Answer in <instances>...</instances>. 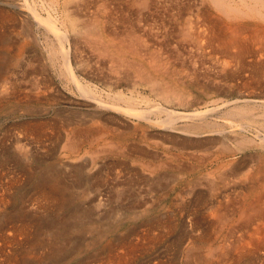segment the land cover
Instances as JSON below:
<instances>
[{"label": "rangeland", "instance_id": "rangeland-1", "mask_svg": "<svg viewBox=\"0 0 264 264\" xmlns=\"http://www.w3.org/2000/svg\"><path fill=\"white\" fill-rule=\"evenodd\" d=\"M22 1L23 0H0V13L3 14L0 15L2 19L0 20V29L3 31H0L2 32V38H4V40H0V56L10 61L7 62L8 65L6 64L8 68L4 66L0 71V236L3 235L6 238H3V236L0 237V264H23L22 261L24 262L26 257L27 261L24 262V264L194 263L190 256L188 258L186 256L187 247L190 246L187 237H189V235H197L200 231V225L195 227L194 224L192 225L191 219L196 215L198 217L201 215L202 202L200 203V201L202 198L201 195L204 194L203 192L205 191V183L219 181V176L223 174V172L228 174V178L235 179L237 176H242L247 168L255 167V169H257L260 166L262 167V165L264 166L263 143H256L254 145L248 144L245 146L241 145L240 147L237 145V136H239V134H247V137H251L257 132L260 133V131H264V107L260 106L259 103H261V101H257V93L260 92L257 89L258 87L255 86V89L253 83H250V85L248 83L246 85L245 83L243 84L241 78H234L231 80V77L227 76L228 73L225 74V72L240 68L238 63H231L232 61H230L231 64L228 62L230 66L229 64L226 65L227 59L229 61L227 53H222L220 50L216 51V48L213 50L209 48V50H204V47H202L197 50V41L194 38H188V40L185 41L179 38L177 31H179L178 29L185 19L184 23L187 21L186 24H189V26H191L193 22H196V24L202 22V15L199 13L200 6L201 8L206 5L208 7L207 1L146 0V7L142 9L138 3L140 0H42L43 3H41V0H28V2L33 3L32 5L34 7L40 9L42 13H46L45 10L50 11L56 19H60V17L63 18V13L67 14V19H70L74 24H78L79 30H82L87 23L92 25L94 21L92 18H97V21H99L97 22L95 20L98 24L93 23L96 27L98 26L97 29H99L100 25H103V23L106 24V26L109 25V30L113 29L116 31V37L119 36L121 31L124 32L123 30H125L124 28L127 27V25L132 23L136 24L139 21V23H148V25L153 23L154 26H158L159 36L161 34V38L163 36L166 37H163L165 39L161 40L166 41L169 39L166 41L169 46L166 45L167 47H164L166 50L162 48L161 51H159L157 50L158 46L155 41V44L149 45L150 48H139V52L142 54L139 53V59L135 58L136 62L132 61L133 58L131 56L127 58L126 56L123 57L124 59H129L128 61L133 63L132 67L134 65V68H132L130 64L120 67L114 66V64L119 63L120 59H110L103 54H99L102 58L98 57L97 54L100 52L97 53L96 50H93L91 53L89 51L90 49L84 46H81V52L79 50L76 53L77 58L81 59L80 65L79 62L76 64L79 67L77 76H79L81 80H85L91 87L93 85L94 87H92V89H94L96 93H100L99 95L102 98H109L119 106H131L132 104V106L138 109H145L144 112H147L145 114L149 121L135 115H129L122 111L120 112L116 109L113 110L108 107L101 108L95 101H91L87 99L85 95L79 94L78 90L71 85L72 83H70L66 75H64V71L60 66L61 61L59 55L50 56L47 52L46 40H43V35L40 33V30L38 31L33 24L30 26L28 22L31 21L30 19L26 20V22L23 20L22 12L19 11V8L16 6V3L24 5V1ZM99 1L102 4L105 3L104 5L106 6L103 8ZM107 2L110 4L107 5ZM199 2L200 4H198ZM120 3L121 5H119ZM195 4H198L199 11L194 9ZM136 7L142 10L137 11L138 9ZM107 8L109 11L106 10ZM110 8L112 12L113 10L115 12H110ZM175 9H178V14H174L176 12ZM209 9L211 10L210 7ZM106 11L115 16L112 15L113 17H109ZM148 11L152 12V14ZM137 13L139 15H137ZM20 15H22V18ZM93 15H95V17ZM102 15H106L108 18ZM187 16L189 17L187 18ZM139 18L141 20H139ZM198 18H200V22H198L199 20H195ZM165 21L167 23H165ZM163 25L166 26L163 27ZM164 28L165 33L163 30ZM31 29L33 30L31 31ZM160 31H162V33ZM32 34L39 35V37H41V40H39L40 42L35 41ZM52 36L53 35L49 36L51 40ZM142 37L143 36H141V38ZM119 38L121 37H118V39ZM143 38H145L146 42L154 40L146 36ZM193 39L194 42H192ZM52 43L56 44L54 37ZM176 45L180 46L177 47ZM171 46L173 47L171 48ZM248 46L254 52V58L252 59H258L257 52L259 53V51H261L264 53V48L261 49L262 45L260 48H255L256 45L253 46L252 43H248ZM85 49L88 50L84 51ZM148 49H151L150 52H148L149 54H145L144 51L146 50L147 52L149 51ZM174 49L176 50L174 51ZM44 50L46 51L44 52ZM175 52H177V56ZM40 53L43 55L42 58H40L41 60H38ZM158 54L161 56L159 57ZM84 55L87 58L83 57ZM145 55H149L147 57L149 66H147ZM155 55L159 58L163 56L162 59H164H161V62L163 61L162 64H166L165 66L163 64V68H160L162 67L159 65L161 64L160 60H155ZM47 56L48 58H46ZM56 56L59 58H56ZM149 57H152V60ZM193 57L195 59H193ZM51 58L54 61V65L51 64L49 60ZM173 58L177 59L173 60ZM106 59L109 60V62ZM149 59L151 62H149ZM247 59L250 60L248 57L246 60ZM110 62H113L112 64L114 67ZM17 63L20 67H23H18V65H16ZM38 63L42 64L40 67H37V71L29 72V67L36 66ZM150 63L155 65V67L153 66L154 69L150 67ZM141 64L145 68V70H143L144 73L140 72L143 69ZM99 65L102 66L104 70H110L112 74L108 73L110 75H108L109 80L106 78H101L100 80L98 78L97 75L99 74H97V71ZM201 65L206 67L203 68ZM208 65H211V67H208ZM137 66L140 68H136ZM4 69L6 71H4ZM137 69H139L140 75H144L145 71L147 72V70L151 69L150 76L153 75L152 77L154 80L157 78L155 81L158 83V86L152 89L149 87L151 85L150 82L143 83L140 81V75H138ZM164 69L165 72L163 71ZM122 70H124V72H122ZM215 71L216 73H214ZM115 72H120V75L122 74L121 80L119 81V79H117L119 81L118 83L115 82ZM245 73L242 74L245 75ZM3 78H5L6 81H4L5 79ZM115 83L117 85L116 87L114 86ZM168 84L170 86H168ZM215 86H218L219 91L212 90ZM178 92L182 95L181 97L177 95ZM122 93L124 96L121 97L120 95H122ZM116 94L119 95V97ZM128 94L132 95L134 101L127 100L129 99L126 98L129 96ZM147 96L149 98H147ZM244 96H249L254 100L245 101L243 99ZM224 100L228 101L224 102ZM160 105L179 112L203 110L208 107L209 109L212 108L216 111H214V118L212 117L209 122L214 124L213 128L215 125H218L212 129V127H207L205 121L202 119H197V122L196 119H181L179 117L178 119L174 116V121L172 120V123L177 126H182L183 128L180 130V128L174 129L164 127L160 123H156L157 119H166L168 116L165 111L158 108ZM237 107L241 108L246 113H239ZM245 108H247L249 112H247ZM241 115L243 117H241ZM245 118H251L252 122L251 120L246 121ZM253 119L256 122H254ZM230 120L238 124H243V129H238V126H235L233 127L234 132H229V124L226 121ZM241 121L243 122L240 123ZM168 125L170 124L168 123ZM194 126H197V128ZM224 127L225 129H223ZM193 128H196V132L191 131ZM101 134L102 136H100ZM173 136L174 138H172ZM73 137H75L74 139H81V145L77 148L76 152L71 150L72 148H70V145L68 146L69 143L71 144ZM223 137L226 139L224 140L226 145L229 146L231 144L227 147L228 151H224L221 147V139ZM68 140H70V142ZM208 151L209 153H207ZM199 156L200 158H198ZM147 159L149 161H147ZM143 161L147 164L149 162L151 163L147 165ZM221 162H228V165L224 166L225 169H223V166H218ZM234 168L236 173H230V170ZM261 169H264V167ZM51 176H53L52 178L60 185L63 186V184H65L63 187L66 188L63 190L62 194L66 196L62 195V197L64 198L70 195L65 198L66 204L64 206L58 205L55 200L58 196L48 191V187L41 183L42 179ZM49 193L52 194L49 195ZM80 213L82 215H80ZM62 222L65 223L64 226ZM195 228L196 230H194ZM20 229L21 231H19ZM53 230L54 232H52ZM59 230H64V234L62 233L60 237L53 239V237L55 238L54 235L57 234L56 231ZM43 231L45 232L43 233ZM4 233L10 238H7ZM56 236H58V234ZM6 240H8V242Z\"/></svg>", "mask_w": 264, "mask_h": 264}, {"label": "bare ground", "instance_id": "bare-ground-1", "mask_svg": "<svg viewBox=\"0 0 264 264\" xmlns=\"http://www.w3.org/2000/svg\"><path fill=\"white\" fill-rule=\"evenodd\" d=\"M24 1V5L23 4H17L16 6L17 8H19V11L22 12L23 15V20H31L28 21L31 24H33L36 29L39 31L40 33L43 35V40H46V47H47V52L50 54V56L53 55H59L60 57V61H61V67L62 70L64 71V75H66V78L68 79V81L70 83H72L71 85H73L76 90H78L79 94L85 95V97H87V99L91 100V101H95L99 106L104 107H108L111 109H116L118 111H122L126 114L129 115H135L137 117H141L143 119H147V115L144 112L143 109H138L134 106H119L117 105V103L115 104L113 102V100H110L109 98H102L99 94L100 93H96L94 91V89H92V87H94L92 85V87L85 82V80H81L79 78V76H77V71H79V67L76 65L77 62H81V59H78L76 56V53L84 46L87 47L88 49H90L89 51L92 53V51L96 50L98 57L99 54H103L104 56L109 57L110 59H114V60H119V63L114 64V66H122V65H127L130 64V66L132 67L131 62H129L127 59H124L123 57L126 56V58L128 56H131L133 58V62L135 61V58L139 57V48L143 47V48H150L149 45H153V43L155 44L156 41V45L158 46L159 51H161V49H165L164 47L166 45H168V42L161 40V39H165V38H161L160 36H162L160 34L159 36V27L158 26H154L153 23H150L148 25V23H136V24H130L127 25V27H125L123 30L124 32L121 31V35L119 34L118 37H121L118 39V37H116V31L115 30H109V25L106 26V24L103 23V25H100V28H98V26L96 27L95 24L96 21L98 20L97 18H92L94 19V21L92 22V25L89 23L85 24L84 28H82V30H79L78 28V24H74L72 23V21H70V19L68 20V15L63 13V18L60 17L56 19V17L53 16V14L48 11L45 10L46 13H42L40 11V9L34 7L32 4V2H28V0H23ZM22 1V2H23ZM45 1V0H44ZM83 1V0H81ZM80 1V2H81ZM101 1V0H100ZM99 1V3L103 6L105 3H101ZM111 1V0H109ZM133 1V0H132ZM168 1V0H166ZM202 1H207L208 7L206 6H200V14L202 15V22H200V18L195 19V20H199L197 23L193 22V24L195 25H191L189 26V24H186V22L183 24H181V27H177L179 28L177 31L179 38H181V40L185 41L188 40V38H194L197 43H196V48L197 50H199V48L204 47V50H213L214 48H216L218 50H220L222 53H227L228 57H229V61L227 59V64L228 65L230 63V61L236 62V64L238 63V66H240V68L238 69H234V70H230L228 72H225V74L228 73V77H231V80L234 78H241L243 84L245 83V85L248 83L250 85V83L254 84V88L256 89V87H258L257 89L260 91L257 93L258 95V100L257 101H261L260 106L264 107V53L259 51V53L257 52L258 55V59H252L254 58V52L252 51V49L248 46V43H252L253 46L256 45L255 48H260L261 45V49L264 48V0H202ZM72 2V1H71ZM85 2V1H84ZM119 2V1H117ZM135 2V1H134ZM177 2V1H176ZM180 2V1H179ZM192 2V1H191ZM198 2V1H197ZM14 3V2H13ZM40 3V2H39ZM38 3V5H39ZM41 3L42 0H41ZM57 3V2H56ZM88 3V2H87ZM139 6L143 9V7H146V0H140L139 2ZM153 3V1H152ZM158 3V2H156ZM166 3V2H165ZM181 3V2H180ZM48 4V2H47ZM63 4V3H62ZM68 4V3H67ZM80 4V3H79ZM98 4V5H100ZM110 3L107 2V5H109ZM136 4V3H135ZM160 4V3H158ZM176 4V3H175ZM200 4V2L198 3ZM198 4H195V10H198ZM37 5V6H38ZM42 5V4H41ZM51 5V4H50ZM96 5V4H95ZM100 5V6H101ZM121 5V3L119 4ZM137 5V4H136ZM145 5V6H144ZM164 5V4H163ZM177 5V4H176ZM181 5V4H179ZM185 5V4H184ZM183 5V6H184ZM197 5V6H196ZM202 5V3H201ZM44 6V5H43ZM47 6V5H46ZM54 6V5H53ZM58 6V5H57ZM76 6V4H75ZM111 6V5H110ZM156 6V4H155ZM189 6V5H188ZM192 6V5H190ZM42 7V6H41ZM99 7V6H96ZM109 7V6H108ZM112 7V6H111ZM127 7V6H126ZM148 7V6H147ZM173 7V6H172ZM209 7L211 8V10L209 9ZM5 8V6H4ZM16 8V9H17ZM44 8V7H43ZM48 8V7H47ZM81 8V7H78ZM84 8V7H83ZM102 8V9H103ZM116 8H117V4H116ZM132 8V7H130ZM137 8V7H136ZM178 8V7H177ZM181 8V7H180ZM13 9V8H12ZM59 9V8H58ZM85 9V8H84ZM100 9V8H99ZM125 9V7H124ZM138 9V8H137ZM141 9V10H142ZM145 9V8H144ZM156 9V8H155ZM179 9V8H178ZM178 9L176 10V12L174 14H178ZM184 9V8H182ZM191 9V8H190ZM78 10V9H77ZM97 10V9H96ZM107 11L108 8L106 9ZM111 10V8H110ZM118 10V8H117ZM136 10V9H135ZM140 9H138L137 11H139ZM140 10V11H141ZM174 10V9H173ZM213 10V12H212ZM3 11V10H2ZM43 11V12H45ZM53 11V10H52ZM88 11V10H87ZM106 11V12H107ZM124 11V10H123ZM134 11V10H133ZM157 11V10H156ZM163 11V10H162ZM181 11V10H180ZM190 11V10H189ZM188 11V12H189ZM199 11V10H198ZM196 11V12H198ZM57 12V11H56ZM96 12V11H95ZM105 12V11H104ZM112 12V10L110 11ZM113 12H115L113 10ZM112 12V13H113ZM125 12V11H124ZM123 12V13H124ZM149 12V11H148ZM9 13V11H8ZM20 13V12H19ZM61 13V12H60ZM122 13V14H123ZM152 14V12H149ZM184 13V12H183ZM191 13V12H190ZM194 13V12H192ZM2 13H0L1 15ZM7 14V13H6ZM13 14V13H11ZM21 14V13H20ZM59 14V13H58ZM106 14V13H105ZM107 14L110 16L111 13L109 14L107 12ZM145 14V13H144ZM168 14V13H167ZM3 15V14H2ZM17 15V14H16ZM19 15V14H18ZM22 15L21 18H22ZM136 15V14H135ZM137 15H139L137 13ZM172 15V14H171ZM182 15V14H181ZM190 15V14H188ZM8 16V15H7ZM12 16V15H11ZM57 16V17H58ZM95 17V15H93ZM103 16V15H102ZM106 16V15H105ZM103 16V17H105ZM115 16V15H113ZM112 16V17H113ZM117 16V15H116ZM142 16V14H141ZM178 16V15H177ZM198 16V14H197ZM10 17V16H9ZM8 17V18H9ZM13 17V16H12ZM108 18V16H106ZM118 17V16H117ZM120 17V16H119ZM126 17V16H125ZM135 17V16H134ZM162 17V16H160ZM184 17V16H183ZM189 16H187L188 18ZM137 18V17H136ZM195 18V17H194ZM197 18V17H196ZM11 19V18H10ZM91 19V18H90ZM0 20H2L0 18ZM8 20V19H6ZM5 20V21H6ZM96 20V21H95ZM104 20V19H103ZM125 20V19H124ZM139 20H141L139 18ZM148 20V19H147ZM154 20V19H153ZM168 20V19H167ZM120 21V20H119ZM127 21V19H126ZM125 21V22H126ZM131 21V19H130ZM192 21V20H190ZM82 22V21H81ZM84 22V21H83ZM89 22V21H88ZM99 22V21H97ZM104 22V21H103ZM112 22V20H111ZM128 22V21H127ZM135 22V21H134ZM142 22V21H141ZM161 22V20H160ZM163 22V21H162ZM173 22V21H172ZM189 22V21H188ZM22 23V22H21ZM165 23H167L165 21ZM15 24V23H14ZM23 24V23H22ZM98 24V23H96ZM110 24V23H109ZM153 26H152V25ZM162 24V23H161ZM180 24V23H179ZM191 24V23H190ZM20 25V24H18ZM29 25V24H28ZM84 25V24H83ZM123 25V24H122ZM158 25V24H157ZM1 26V25H0ZM114 26V25H113ZM112 26V28H113ZM117 26V25H116ZM161 26V25H160ZM166 25H163V27ZM107 27V28H106ZM168 27V26H167ZM175 27V26H174ZM123 28V27H122ZM173 28V27H172ZM111 29V28H110ZM1 30V29H0ZM33 29H31L32 31ZM121 30V28H120ZM164 33H165V28L163 29ZM162 30V31H163ZM3 31V30H1ZM0 31V40L4 38H2V32ZM27 31V30H26ZM162 31H160L162 33ZM28 32V31H27ZM168 32V31H167ZM169 34V33H168ZM50 35L52 36V40L49 38ZM113 35V36H112ZM141 36L143 37H148L149 39H154L150 42H146L145 38H141ZM159 36V37H158ZM28 37V36H27ZM32 37L35 41H39L41 40L39 37V35L37 34H32ZM53 37L54 40L56 42V44H53ZM79 37V38H77ZM175 37V36H174ZM146 38V39H148ZM159 38V39H158ZM50 39V40H47ZM116 39V40H115ZM118 39V40H117ZM194 39L192 42H194ZM6 41V40H5ZM191 41V40H190ZM40 42V41H39ZM171 42V41H170ZM169 42V43H170ZM180 42V41H179ZM5 43V42H3ZM173 43V42H172ZM171 43V44H172ZM183 43V42H182ZM181 43V44H182ZM84 44V45H83ZM175 44V43H174ZM178 44V43H177ZM192 44V43H191ZM155 45V46H156ZM188 45V44H187ZM203 45V46H201ZM40 46V45H39ZM82 46V47H81ZM163 46V47H162ZM169 46V45H168ZM177 46V45H176ZM180 45H178L177 47H179ZM43 47V46H42ZM153 47V46H152ZM167 47V46H166ZM173 46H171L172 48ZM188 47V46H187ZM192 47V46H191ZM186 48V47H184ZM193 48V47H192ZM206 48V49H205ZM209 48V49H208ZM46 49V48H44ZM87 49V50H88ZM92 49V50H91ZM182 49V48H181ZM254 49V48H253ZM82 50V49H81ZM80 50V52H81ZM86 49L84 51H87ZM144 50V49H143ZM149 50V49H148ZM151 50V49H150ZM146 50L144 51L145 54H149L148 52H150ZM154 50V49H153ZM166 50V49H165ZM171 50V49H170ZM176 49H174L175 51ZM178 50V49H177ZM184 50V49H183ZM190 50V49H189ZM202 50V49H201ZM255 50V49H254ZM264 50V49H263ZM42 51V50H41ZM46 50H44L45 52ZM155 51V50H154ZM153 51V52H154ZM158 51V52H159ZM172 52V51H170ZM213 52V51H212ZM47 53V54H48ZM156 53V52H154ZM176 56H177V52ZM206 53V51H205ZM218 53V52H217ZM48 54V55H49ZM87 54V53H86ZM142 54V53H140ZM153 54V53H152ZM151 54V55H152ZM161 54V53H160ZM188 54V53H187ZM193 54V53H192ZM199 54V53H198ZM42 53H40L39 59L37 57L38 60H41L40 58H42ZM92 55V54H91ZM102 55V56H103ZM157 55V54H156ZM155 55V57H156ZM159 55V54H158ZM169 55V54H168ZM222 55V54H221ZM226 55V54H225ZM94 56V55H93ZM144 56V54H143ZM142 56V57H143ZM149 56V55H148ZM145 55V59L147 60L146 63L148 62V59ZM153 56V55H152ZM161 55H159L160 57ZM172 56V55H171ZM182 56V55H181ZM194 56V55H193ZM220 56V55H219ZM33 57V56H32ZM58 56H56L57 58ZM58 57V58H59ZM85 57V55L83 56ZM158 56L156 57V61L160 60L161 62V58H159ZM183 57V56H182ZM185 57V56H184ZM188 57V55H187ZM224 57V56H223ZM226 57V56H225ZM250 58L246 60V58ZM48 58V56L46 57ZM54 58V57H53ZM55 58V60H56ZM87 58V57H85ZM91 58V57H90ZM96 58V55H95ZM102 58V57H101ZM150 58V57H149ZM159 58V59H158ZM178 58V57H177ZM177 58H173V60L177 59ZM11 59V58H10ZM84 59V58H83ZM94 59V58H93ZM97 59V58H96ZM100 59V58H99ZM139 59V58H138ZM152 60V57L150 58ZM149 59V62H151ZM164 59V58H163ZM162 59V60H163ZM166 59V57H165ZM169 59V58H168ZM180 59V58H179ZM193 59H195L193 57ZM199 59V58H197ZM14 60V59H12ZM51 64L54 65V61L53 59H49ZM48 60V61H49ZM92 60V58H91ZM107 60V59H106ZM105 60V61H106ZM144 60V59H143ZM167 60V59H166ZM183 60V59H182ZM207 60V59H206ZM223 60V59H222ZM20 61V60H19ZM102 61V59H101ZM109 62V60H107ZM145 61V60H144ZM180 61V60H179ZM192 61V60H191ZM7 62H10L9 59L7 60V58H3L2 56H0V71L2 68H4V66H6L8 68V64ZM49 62V63H50ZM103 62V61H102ZM139 62V61H138ZM153 62L155 63V61L153 60ZM158 62V63H160ZM163 62V61H162ZM159 64L163 68V64ZM178 62V61H177ZM222 62V61H221ZM229 62V63H228ZM30 63V61H29ZM28 63V64H29ZM111 63V62H110ZM113 63V62H112ZM111 63V65L113 66V64ZM191 63V62H190ZM216 63V62H215ZM230 63V64H231ZM7 64V65H6ZM27 64V65H28ZM42 63H38L36 66H30L29 67V72H36L37 71V67H40ZM148 64V63H147ZM151 64V63H150ZM185 64V63H184ZM229 64V66H230ZM12 65V64H11ZM16 65H18V67H20V65L17 63ZM98 65V64H97ZM110 65V66H111ZM137 65V63H136ZM142 65V64H141ZM166 64H164L165 66ZM183 65V64H182ZM187 65V63H186ZM214 65V64H212ZM222 65V64H221ZM29 66V65H28ZM92 66V65H90ZM104 66V64H103ZM113 66V67H114ZM140 66V65H139ZM139 66H137L136 68H138ZM149 66V64L147 65ZM155 67V65L151 64L150 67ZM193 66V65H192ZM204 67V65H201ZM218 66V65H217ZM5 67V69H6ZM23 67V66H22ZM20 67V68H22ZM58 67V66H57ZM86 67V66H85ZM98 73L99 75L98 78L101 80V78H106L108 79V73H111L110 70H104L102 68V66H98ZM116 67V68H117ZM141 67V66H140ZM139 67V68H140ZM153 67V69H154ZM158 67V64H157ZM200 67V66H199ZM208 67H211V65ZM224 67V66H223ZM228 67V66H227ZM237 67V66H236ZM114 68V69H116ZM134 68V65L133 67ZM142 70L140 71L141 73H144L143 70H145V68L142 65ZM219 68V66H218ZM225 68V67H224ZM222 68V69H224ZM4 69V71H6ZM19 69V68H18ZM60 69V68H59ZM112 69V68H110ZM152 69V70H153ZM156 69V68H155ZM207 69V68H206ZM213 69V68H212ZM96 70V68H95ZM125 70V67H124ZM124 70H122V72H124ZM138 70V72H137ZM136 72L139 74V69H137ZM160 70V69H159ZM196 70V69H194ZM199 70V68H198ZM210 70V68H209ZM225 70V69H224ZM246 70V71H244ZM89 71V70H88ZM126 71V70H125ZM155 71V70H153ZM165 72V69L163 70ZM203 71V70H202ZM220 71V70H219ZM26 72V71H25ZM121 72V70H120ZM119 73H116L114 75H116V80L115 82L118 83L121 78H122V74L120 75ZM135 72V73H136ZM150 72L151 69L147 70V72L145 71L144 75H140V81H142L143 83H151V85L149 86L150 88L154 89L155 86H158V83L153 79V75L150 76ZM160 72V71H159ZM174 72V71H172ZM171 72V73H172ZM205 72V71H204ZM222 72V71H221ZM220 72V73H221ZM246 72V73H245ZM15 73V72H14ZM62 73V72H61ZM199 73V72H198ZM216 73V71L214 72ZM242 73H245L242 74ZM3 74V73H2ZM22 74V73H21ZM112 74V73H111ZM184 74V73H183ZM202 74V72H201ZM198 75V74H197ZM94 76V75H93ZM107 76V77H106ZM110 76V75H109ZM201 76V75H198ZM204 76V75H203ZM217 76V75H216ZM215 76V77H216ZM221 76V75H220ZM226 76V75H225ZM226 76V77H227ZM138 77V78H139ZM161 77V76H160ZM189 77V76H188ZM205 77V76H204ZM110 78V77H109ZM159 78V77H158ZM171 78V77H170ZM202 78V77H201ZM211 78V77H210ZM224 78V77H223ZM5 79V78H3ZM15 79V78H14ZM36 79V78H35ZM113 79V78H112ZM111 79V80H112ZM119 79V81L117 80ZM136 79V77H135ZM163 79V77H162ZM198 79V78H197ZM230 79V78H229ZM34 80V79H33ZM38 80V79H37ZM174 80V79H173ZM207 80V79H206ZM6 81V79L4 80ZM9 81V80H8ZM91 81V80H90ZM172 81V80H171ZM208 81V80H207ZM215 81V80H212ZM237 81V80H236ZM16 82V81H15ZM211 82V81H210ZM209 82V83H210ZM217 82V81H216ZM220 82V81H219ZM44 83V82H43ZM42 83V84H43ZM115 83V87L117 86ZM163 83V81H162ZM175 83V82H173ZM190 83V82H189ZM194 83V82H193ZM206 83V82H205ZM208 83V84H209ZM32 84V83H31ZM167 84V83H166ZM217 84V83H216ZM242 84V85H243ZM185 85V84H184ZM213 85V83H212ZM215 85V84H214ZM219 85V84H218ZM239 85V84H238ZM5 86V85H4ZM30 86V85H29ZM168 86H170L168 84ZM173 86V85H172ZM256 86V87H255ZM8 87V86H7ZM246 87V86H245ZM1 88V87H0ZM160 88V87H159ZM157 88V89H159ZM177 88V87H176ZM237 88V87H236ZM4 89V88H2ZM10 89V88H9ZM37 89V88H35ZM102 89V88H101ZM164 89V88H163ZM168 89V88H167ZM6 90V89H5ZM213 91H219L218 86H215L213 89ZM8 91V90H7ZM6 91V92H7ZM5 92V93H6ZM77 92V91H76ZM122 92V91H121ZM119 92V93H121ZM135 92V91H134ZM153 92V91H152ZM164 92V91H163ZM172 92V91H171ZM118 93V94H119ZM146 93V92H145ZM26 94V93H25ZM167 94V93H166ZM170 94V93H169ZM176 94V93H174ZM241 94V93H240ZM102 95V93H101ZM117 95V94H116ZM129 95V94H128ZM177 95L179 97H181L182 95L179 94V92L177 93ZM244 95V94H243ZM249 95V94H248ZM3 96V94H2ZM81 96V95H80ZM119 97V95H117ZM121 97L124 96V94L122 93V95H120ZM168 96V95H167ZM234 96V95H233ZM141 97V96H140ZM84 98V97H83ZM129 98L127 100H131L134 101L132 95H129ZM136 98V97H135ZM147 98H149L147 96ZM152 98V97H151ZM165 98V97H164ZM176 98V97H175ZM255 98V97H254ZM115 99V98H114ZM121 99V98H120ZM142 99V98H141ZM243 99L245 101H252L254 99H251V97L249 96H244ZM260 99V100H259ZM136 100V99H135ZM140 100V99H139ZM146 100V99H145ZM152 100V99H151ZM235 100V99H234ZM237 100V98H236ZM235 100V101H236ZM240 100V99H239ZM112 101V102H111ZM115 101V100H114ZM126 101V100H125ZM228 101V100H226ZM224 100V102H226ZM130 102V101H128ZM140 102V101H139ZM153 102V101H152ZM158 102V101H157ZM186 102V101H185ZM92 103V102H91ZM235 103V102H234ZM258 103V102H257ZM225 104V103H224ZM231 104V103H230ZM159 105V104H158ZM251 105V104H250ZM219 106V105H218ZM245 106V105H244ZM248 107V106H246ZM251 107V106H250ZM160 110L165 111L168 116L167 118H163V119H157L156 123H160L162 126L164 127H168V128H180V130L183 128L182 126H177L174 125V123H172V120L174 119V116H176L177 118H190V119H202L205 121V124L207 127H212V129H214L215 127H217V125H215V127L213 128V123L209 122L211 121L213 115H215L216 110L210 108H206L203 110H193L191 112H179V111H175L173 109H169V107H162L161 105L158 107ZM214 108V107H213ZM238 108V107H237ZM235 108V109H237ZM244 108V107H243ZM249 108V107H248ZM252 108V107H251ZM257 108V107H256ZM158 109V110H159ZM218 109V107H217ZM247 112L248 109L245 108ZM157 110V109H156ZM188 110V109H187ZM239 113H246L245 111H243L241 108H238ZM151 112V111H149ZM234 112V111H233ZM237 112V111H235ZM222 113V112H221ZM253 113V112H252ZM251 114V113H250ZM262 114V113H261ZM217 116V115H216ZM219 116V115H218ZM231 117V116H230ZM239 117V116H238ZM237 117V118H238ZM241 117H243L241 115ZM245 117V116H244ZM116 118V117H115ZM176 118V119H177ZM178 118V119H179ZM214 118V117H213ZM216 118V117H215ZM240 118V117H239ZM254 118V117H253ZM175 119V120H176ZM224 119V118H222ZM229 119V118H228ZM246 121L247 120H251V118L247 119L245 118ZM114 120V119H113ZM141 120V119H140ZM149 121V119H147ZM227 120V119H226ZM254 120V119H253ZM257 120V119H256ZM259 120V119H258ZM118 121V120H117ZM174 121V120H173ZM194 121V120H193ZM201 121V120H199ZM264 121V120H263ZM154 122V121H153ZM198 122V120H197ZM229 124V132H234L233 131V127H237L242 128L243 124H238L236 122H234L233 120L230 121H226ZM243 121H241L240 123H242ZM245 122V121H244ZM252 122V120H251ZM254 122H256L254 120ZM168 123L170 125H168ZM204 123V122H203ZM218 123V122H217ZM264 123V122H263ZM124 124V123H123ZM179 124V123H178ZM222 124V123H221ZM246 124V123H245ZM255 124V123H254ZM261 124V123H260ZM36 125V124H35ZM186 125V124H184ZM250 125V123H249ZM257 125V124H256ZM96 126V125H95ZM108 126V125H107ZM223 126V125H222ZM253 126V125H252ZM259 126V125H258ZM197 128V126H194ZM245 127V125H244ZM256 127V126H255ZM86 128V127H85ZM98 128V127H97ZM127 128V127H126ZM196 128H193V130L191 129V131L196 132ZM253 128V127H252ZM260 128V127H258ZM264 128V127H263ZM71 129V128H70ZM225 129V127L223 128ZM228 129V128H227ZM236 129V128H234ZM236 129V130H238ZM243 129V128H242ZM246 129V128H245ZM93 130V129H92ZM96 130V129H94ZM218 130V129H217ZM74 131V130H73ZM77 131V130H75ZM80 131V130H79ZM202 131V130H201ZM222 131V130H221ZM244 131V130H243ZM248 131V130H247ZM254 131V130H253ZM252 131V132H253ZM105 132V131H104ZM103 132V133H104ZM161 132V131H160ZM159 132V133H160ZM213 132V131H212ZM226 132V131H225ZM228 132V131H227ZM257 132V131H256ZM102 133V132H101ZM149 133V132H148ZM173 133V132H172ZM201 133V132H199ZM209 133V132H208ZM223 133V132H221ZM255 133V132H254ZM253 133V134H254ZM68 134V133H67ZM84 134V133H83ZM161 134V133H160ZM206 134V133H204ZM86 135V133H85ZM94 135V134H93ZM99 135V134H97ZM146 135V134H145ZM163 135V134H162ZM221 135V134H220ZM231 135V134H230ZM247 134H239L238 137V141H237V145L238 147L245 146L248 144H260L263 143L264 144V131L260 133H255L254 136L251 137H247ZM249 135V134H248ZM69 136V135H68ZM71 136V135H70ZM73 136V135H72ZM79 136V135H78ZM95 136V135H94ZM102 136V134L100 135ZM116 136V135H115ZM114 136V137H115ZM76 137V136H75ZM73 137V140L71 141V144L69 143L70 140H68L70 145V148H72L71 150L75 151L77 150V148L81 145V139ZM147 137V136H146ZM151 137V136H150ZM166 137V136H165ZM214 137V136H213ZM231 137V136H230ZM236 137V138H237ZM68 138V137H67ZM90 138V137H89ZM92 138V137H91ZM102 138V137H100ZM164 138V136H163ZM174 138V136L172 137ZM171 138V139H172ZM184 138V137H183ZM210 138V137H209ZM216 138V137H215ZM186 139V138H185ZM95 140V139H93ZM97 140V138H96ZM110 140V139H109ZM113 140V139H112ZM151 140V139H150ZM165 140V138H164ZM192 140V139H191ZM209 140V139H208ZM213 140V139H212ZM224 140H226L224 137L221 139V147L224 151H228L229 147L228 145H226V143L224 142ZM88 141V140H87ZM90 141V140H89ZM88 141V142H89ZM181 141V139H180ZM196 141V140H195ZM194 141V142H195ZM234 141V140H233ZM236 141V140H235ZM91 142V141H90ZM108 142V141H106ZM228 142V141H227ZM110 143V142H109ZM107 143V144H109ZM181 143V142H178ZM235 143V142H234ZM233 143V144H234ZM94 144V143H93ZM229 144V143H228ZM112 145V144H111ZM110 145V146H111ZM114 145V144H113ZM125 145V144H124ZM149 145V144H148ZM236 145V146H237ZM252 145V146H253ZM99 146V145H98ZM115 146V145H114ZM174 146V145H173ZM251 146V145H250ZM259 146V145H258ZM20 147V146H19ZM66 147V146H65ZM104 147V146H103ZM124 147V146H123ZM165 147V146H164ZM191 147V146H190ZM254 147V146H253ZM64 148V147H63ZM69 148V149H70ZM151 148V147H150ZM181 148V147H180ZM194 148V147H193ZM203 148V147H202ZM220 148V147H219ZM95 149V148H94ZM113 149V148H112ZM182 149V148H181ZM200 149V148H199ZM217 149V148H215ZM64 150V149H63ZM90 150V149H89ZM92 150V149H91ZM104 150V148H103ZM110 150V149H109ZM139 150V149H138ZM143 150V149H142ZM259 150V149H258ZM67 151V150H66ZM82 151V150H81ZM112 151V150H111ZM116 152V151H115ZM192 152V151H190ZM197 152V151H196ZM211 152V151H210ZM242 152V151H241ZM69 153V151H68ZM209 153V151L207 152ZM72 154V153H71ZM149 154V153H148ZM154 154V153H153ZM157 154V153H155ZM173 154V153H172ZM190 154V153H189ZM203 154V153H202ZM206 154V153H205ZM228 154V153H227ZM68 155V154H67ZM152 155V154H151ZM175 155V154H174ZM200 155V154H199ZM208 155V154H207ZM77 156V155H76ZM164 156V155H163ZM204 156V155H203ZM232 156V155H231ZM171 157V156H170ZM180 157V156H179ZM202 157V156H201ZM94 158V157H93ZM96 158V155H95ZM94 158V159H95ZM165 158V157H164ZM172 158V157H171ZM182 158V157H181ZM200 158V156L198 157ZM205 158V157H204ZM243 158V157H241ZM250 158V157H248ZM167 159V158H166ZM196 159V158H195ZM145 160V159H144ZM150 160V158H149ZM147 159V161H149ZM170 160V159H169ZM193 160V159H192ZM219 160V159H218ZM156 161V160H155ZM216 161V160H215ZM85 162V161H84ZM145 162V161H143ZM154 162V161H153ZM171 162V161H170ZM211 162V161H210ZM91 163V162H90ZM139 163V162H138ZM146 163V162H145ZM151 163V162H149ZM148 163V164H149ZM158 163V162H157ZM162 163V162H161ZM72 164V163H71ZM144 164V163H143ZM147 164V163H146ZM145 164V165H146ZM147 164V165H148ZM200 164V163H199ZM203 164V163H202ZM235 164V163H234ZM140 165V164H139ZM142 165V163H141ZM140 165V168H141ZM153 165V164H152ZM173 165V164H172ZM175 165V163H174ZM225 165H228V162H221V164H218L219 167L223 166V169ZM242 165V164H241ZM157 166V164H156ZM205 166V165H204ZM147 167V166H146ZM149 167V166H148ZM151 167V165H150ZM149 167V168H150ZM159 167V166H158ZM162 167V166H161ZM173 167V166H172ZM233 167V166H232ZM242 167V166H241ZM257 167V166H256ZM264 166L262 165V167L260 166L259 168L255 169V167L252 168H247V170L243 173L242 176L240 177H236L235 179H230L228 178V174L223 172V174H221L219 177V181H211L208 183H205V191L203 192L204 194H202V198L200 203L202 204V212L201 215L198 217L197 215L191 219L192 220V225L194 224L195 227H197L198 225H200V231L197 235H189L188 238V243L190 244V246L187 247V258L190 256L192 258V260L194 261V263L192 264H264ZM69 168V167H68ZM98 168V167H97ZM171 168V167H170ZM217 168V167H216ZM50 169V168H49ZM53 169V168H52ZM64 169V168H63ZM198 169V168H197ZM214 169V168H212ZM67 170V169H66ZM146 170V169H145ZM151 170V169H150ZM155 170V169H154ZM238 170V169H237ZM46 171V170H45ZM69 171V170H68ZM181 171V169H180ZM198 171V170H197ZM228 171V170H227ZM51 172V171H50ZM157 172V171H156ZM206 172V171H205ZM212 172V171H211ZM63 173V172H62ZM222 173V172H221ZM230 173H236L235 168L230 170ZM7 174V173H6ZM46 174V173H45ZM52 174V173H51ZM77 174V173H76ZM75 174V175H76ZM152 174V173H151ZM158 174V173H157ZM165 174V173H164ZM211 174V173H210ZM214 174V173H213ZM232 174V175H234ZM50 175V174H49ZM74 175V176H75ZM78 175V174H77ZM231 175V174H229ZM63 176V175H62ZM204 176V175H203ZM35 177V176H34ZM51 177H47L41 180V183L46 185L48 187V191L56 194L58 197H56V201L58 203V205L60 206H64L66 204L65 198L69 197H62V193L63 190L66 187H63L65 184L60 185L58 182H56V180H54ZM55 177V176H54ZM64 177V176H63ZM76 177V176H75ZM159 177V176H158ZM167 177V175H166ZM12 178V177H11ZM156 178V177H155ZM162 178V177H161ZM239 178V179H238ZM84 179V178H83ZM100 179V178H99ZM252 179V180H251ZM10 180V179H9ZM12 180V179H11ZM16 180V179H15ZM58 180V179H57ZM212 180V179H211ZM85 181V179H84ZM154 181V180H153ZM201 181V180H200ZM61 182V181H60ZM202 183V182H201ZM5 184V183H4ZM41 185V184H40ZM202 185V184H200ZM3 186V185H2ZM203 186V185H202ZM42 188V187H41ZM2 189V188H1ZM6 189V188H5ZM42 190V189H41ZM85 190V189H83ZM39 191V190H38ZM69 191V190H68ZM72 191V190H71ZM43 192V191H42ZM66 192V190H65ZM70 192V191H69ZM1 193V192H0ZM6 193V192H5ZM37 193V191H36ZM52 193H49V195H51ZM67 193V192H66ZM75 193V192H74ZM78 193V192H77ZM81 194V193H80ZM84 194V193H83ZM185 194V193H184ZM39 195V194H38ZM72 195V194H71ZM192 195V193H191ZM63 196H66L65 194ZM81 196V195H80ZM187 196V195H186ZM4 197V196H3ZM34 197V196H33ZM42 198V196H41ZM51 198V197H50ZM6 199V198H4ZM37 199V198H35ZM34 199V200H35ZM40 199V198H38ZM69 199V198H68ZM45 200V199H44ZM48 200V199H47ZM50 200V199H49ZM200 200V199H199ZM41 201V200H40ZM46 201V200H45ZM54 201V200H53ZM55 201V202H56ZM69 201V200H68ZM136 201V200H135ZM195 201V199H194ZM49 202V201H48ZM54 202V203H55ZM141 202V201H140ZM41 203V202H40ZM43 203V202H42ZM68 203V202H67ZM93 203V202H92ZM37 204V203H36ZM53 204V203H52ZM183 204V203H182ZM181 204V205H182ZM1 205V204H0ZM47 205V204H46ZM57 205V204H55ZM70 205V204H69ZM98 205V203H97ZM100 205V204H99ZM151 205V204H150ZM199 205V204H198ZM87 206V204H86ZM51 207V206H50ZM53 207V206H52ZM57 207V206H56ZM69 207V206H68ZM98 207V206H97ZM191 207V206H190ZM79 208V207H78ZM90 208V207H89ZM132 208V207H131ZM84 209V208H83ZM187 209V208H186ZM189 209V208H188ZM41 210V209H40ZM47 210V209H46ZM75 210V209H74ZM77 210V209H76ZM19 211V210H18ZM17 211V212H18ZM64 211V210H63ZM79 211V210H77ZM193 211V210H192ZM56 213V212H55ZM67 213V212H66ZM82 213V211H81ZM80 213V215H82ZM20 214V213H19ZM61 214V213H59ZM78 214V213H77ZM18 215V214H16ZM75 215V214H74ZM65 216V215H63ZM71 216V215H70ZM86 216V215H85ZM18 217V216H17ZM35 217V216H34ZM37 217V216H36ZM165 217V216H164ZM9 219V218H8ZM174 219V218H173ZM64 220V219H62ZM61 220V221H62ZM66 220V219H65ZM84 220V219H83ZM88 220V219H87ZM147 220V219H146ZM160 220V219H159ZM168 220V219H167ZM4 221V220H3ZM34 221V220H33ZM86 221V219H85ZM165 221V220H164ZM26 222V221H25ZM32 222V221H31ZM52 222V221H51ZM65 222V221H64ZM24 223V222H23ZM49 223V222H48ZM56 223V222H55ZM63 223V222H62ZM88 223V222H87ZM90 223V222H89ZM160 223V222H159ZM30 224V223H29ZM40 224V223H37ZM65 223H63L64 226ZM86 224V223H85ZM145 224V223H144ZM150 224V223H149ZM154 224V223H153ZM170 224V223H169ZM47 225V224H45ZM57 225V224H56ZM59 225V224H58ZM62 225V224H60ZM69 225V224H68ZM40 226V225H39ZM67 226V225H66ZM99 226V225H98ZM148 226V225H147ZM164 226V225H162ZM35 227L37 228V226L35 225ZM44 227V226H43ZM42 227V228H43ZM60 227V226H59ZM145 227V226H144ZM143 227V228H144ZM167 227V226H166ZM193 227V226H192ZM191 227V228H192ZM39 228V227H38ZM41 228V227H40ZM47 228V227H45ZM52 228V227H51ZM61 228V227H60ZM44 229V228H43ZM48 229V228H47ZM87 229V228H86ZM152 229V228H151ZM161 229V228H160ZM163 229V228H162ZM167 229V228H166ZM190 229V228H189ZM198 229V228H197ZM16 230V229H15ZM46 230V229H45ZM65 230V228H64ZM64 230H59L56 231L58 236L54 235L55 238L53 237V239H57L56 237H60L62 235V233L64 234ZM67 230V229H66ZM150 230V229H148ZM196 230V228L194 229ZM21 231V229L19 230ZM26 231V230H25ZM40 231V229H39ZM10 232V231H9ZM18 232V231H17ZM37 232V230H36ZM42 232V231H41ZM40 232V233H41ZM45 231H43L44 233ZM54 232V230L52 231ZM68 232V231H67ZM143 232V231H141ZM149 232V231H147ZM146 232V233H147ZM6 233V232H5ZM4 233V234H5ZM8 233V232H7ZM11 233V232H10ZM14 233V232H13ZM23 233H24V229H23ZM151 233V232H150ZM2 234V233H1ZM9 234V233H8ZM21 234V233H19ZM26 234V233H25ZM48 234V233H47ZM50 234V233H49ZM53 234V233H52ZM6 235V234H5ZM28 235V234H27ZM36 235V234H35ZM51 235V234H50ZM140 235V234H139ZM142 235V234H141ZM150 235V234H149ZM3 236V235H1ZM0 236V237H1ZM7 236V235H6ZM53 236V235H52ZM151 236V235H150ZM161 236V235H160ZM29 237V236H28ZM38 237V236H37ZM36 237V239H37ZM129 237V236H128ZM3 238H5V236H3ZM7 238H10L7 236ZM33 238V237H32ZM124 238V237H123ZM131 238V237H130ZM150 238V237H149ZM180 238V237H179ZM6 239V238H5ZM13 239V238H12ZM22 239V238H21ZM28 239V238H27ZM46 239V238H45ZM61 239V238H60ZM147 239V238H146ZM145 239V240H146ZM182 239V238H181ZM2 240V239H1ZM44 240V239H43ZM150 240V239H149ZM4 241V240H3ZM8 242V240H6ZM36 241V240H35ZM38 241V239H37ZM46 241V240H45ZM60 241V240H59ZM67 241V240H66ZM130 241V240H129ZM11 242V241H9ZM14 242V241H13ZM24 242V241H23ZM42 242V241H41ZM54 242V241H53ZM64 242V240H63ZM39 243V241H38ZM52 243V242H51ZM23 244V243H22ZM34 244V243H33ZM43 244V243H42ZM57 244V243H56ZM125 244V243H124ZM123 244V245H124ZM39 245V244H37ZM49 245V244H48ZM46 245V246H48ZM23 246V245H22ZM63 246V245H62ZM56 247V246H55ZM65 247V246H64ZM118 247V245H117ZM121 247V245H120ZM127 247V246H126ZM8 248V247H7ZM11 248V247H10ZM40 248V247H39ZM47 248V247H46ZM50 248V246H49ZM54 248V247H53ZM112 248V247H111ZM119 248V247H118ZM133 248V247H132ZM137 248V247H136ZM9 249V248H8ZM26 249V248H25ZM56 249V248H55ZM124 249V247H123ZM122 249V250H123ZM126 249V248H125ZM201 249V250H199ZM57 250V249H56ZM59 250V249H58ZM108 250V249H107ZM134 250V249H133ZM192 250V252H191ZM38 251V250H37ZM36 251V252H37ZM43 251V250H41ZM50 251V250H49ZM113 251V250H112ZM121 251V250H120ZM39 252V251H38ZM48 252V251H47ZM104 252V251H103ZM3 253V252H2ZM15 253V252H14ZM43 253V252H42ZM46 253V252H45ZM51 253H52V249H51ZM49 253V254H51ZM60 253V252H59ZM112 253V252H111ZM12 254V253H11ZM33 254V252H32ZM35 254V253H34ZM54 254V253H53ZM118 254V252H117ZM133 254V253H132ZM47 255V254H46ZM55 255V254H54ZM57 255V254H56ZM4 256V255H3ZM9 256V255H8ZM20 256V255H19ZM33 256V255H32ZM48 256V255H47ZM122 256V254H121ZM124 256V255H123ZM126 256V255H125ZM24 257V256H23ZM26 257V255H25ZM24 257V258H25ZM120 257V256H119ZM22 258V257H21ZM38 258V257H37ZM41 258V257H40ZM113 258V257H112ZM8 259V258H7ZM120 259V258H119ZM123 259V258H122ZM121 259V260H122ZM190 259V258H189ZM4 260V259H3ZM16 260V259H15ZM25 260V259H23ZM29 260V259H28ZM31 260V259H30ZM33 260V259H32ZM187 260V259H186ZM27 261V257L26 260L24 262ZM124 261V260H123ZM191 261V260H190ZM8 262V261H7ZM14 262V261H13ZM24 262L22 261V263L24 264ZM119 262V261H118ZM189 262V261H188ZM21 263V262H20ZM30 263V262H29ZM84 263V262H83ZM87 264V263H86ZM115 264H119V263H115Z\"/></svg>", "mask_w": 264, "mask_h": 264}]
</instances>
